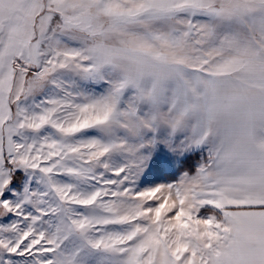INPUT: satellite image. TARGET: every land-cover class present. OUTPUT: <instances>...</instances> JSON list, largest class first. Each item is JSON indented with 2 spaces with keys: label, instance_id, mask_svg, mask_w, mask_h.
I'll use <instances>...</instances> for the list:
<instances>
[{
  "label": "snow or ice",
  "instance_id": "1",
  "mask_svg": "<svg viewBox=\"0 0 264 264\" xmlns=\"http://www.w3.org/2000/svg\"><path fill=\"white\" fill-rule=\"evenodd\" d=\"M0 264H264V0H0Z\"/></svg>",
  "mask_w": 264,
  "mask_h": 264
}]
</instances>
